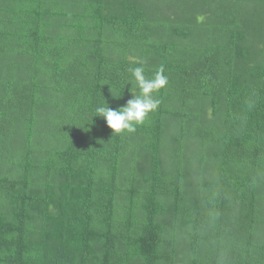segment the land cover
<instances>
[{
  "label": "trees",
  "instance_id": "16d2710c",
  "mask_svg": "<svg viewBox=\"0 0 264 264\" xmlns=\"http://www.w3.org/2000/svg\"><path fill=\"white\" fill-rule=\"evenodd\" d=\"M0 264H264V0H0Z\"/></svg>",
  "mask_w": 264,
  "mask_h": 264
},
{
  "label": "clouds",
  "instance_id": "9594fccd",
  "mask_svg": "<svg viewBox=\"0 0 264 264\" xmlns=\"http://www.w3.org/2000/svg\"><path fill=\"white\" fill-rule=\"evenodd\" d=\"M143 63L140 66L130 67L123 89L130 85L128 91L131 98L119 108L112 109L106 101L95 108V116L104 119L106 126L113 135H123L135 132L138 126L143 125L159 106V100L154 99V94L164 89L168 84V78L164 74V68L155 70L150 77L145 75ZM110 93L113 98L119 99L122 95L110 85Z\"/></svg>",
  "mask_w": 264,
  "mask_h": 264
},
{
  "label": "rangeland",
  "instance_id": "374dc122",
  "mask_svg": "<svg viewBox=\"0 0 264 264\" xmlns=\"http://www.w3.org/2000/svg\"><path fill=\"white\" fill-rule=\"evenodd\" d=\"M163 3H161L160 5H162ZM170 4V3H169ZM164 8H166V6H164ZM173 9V8H172ZM255 46V45H254ZM256 47V46H255Z\"/></svg>",
  "mask_w": 264,
  "mask_h": 264
}]
</instances>
